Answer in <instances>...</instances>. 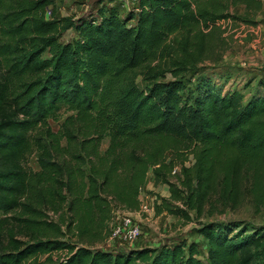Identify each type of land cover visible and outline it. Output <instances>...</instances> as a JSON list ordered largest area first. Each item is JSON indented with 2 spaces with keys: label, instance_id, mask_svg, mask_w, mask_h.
Returning <instances> with one entry per match:
<instances>
[{
  "label": "trees",
  "instance_id": "1",
  "mask_svg": "<svg viewBox=\"0 0 264 264\" xmlns=\"http://www.w3.org/2000/svg\"><path fill=\"white\" fill-rule=\"evenodd\" d=\"M55 1L0 0V264H208L196 241L97 244L118 209L140 208L150 169L170 190L158 210L185 221L246 195L264 207V89L245 98L200 73L185 91L187 74L221 59L230 28L256 22L264 0H141L134 23L106 4L58 15ZM236 228L201 223L210 264H264V225Z\"/></svg>",
  "mask_w": 264,
  "mask_h": 264
},
{
  "label": "rangeland",
  "instance_id": "2",
  "mask_svg": "<svg viewBox=\"0 0 264 264\" xmlns=\"http://www.w3.org/2000/svg\"><path fill=\"white\" fill-rule=\"evenodd\" d=\"M56 10L58 15H89L91 13L98 15L99 8L103 4H111L110 0H56ZM233 13L243 14L245 12V5L238 4L233 7ZM256 20L254 23L240 21L237 25L230 28V34L225 35L227 38V47L222 51V58L219 60H208L201 64L198 72L191 70L185 78L192 77L190 82L187 81L186 92L189 88L194 90L196 86V77L201 73L212 75L219 83L224 85L226 90L240 89L245 98L251 96L259 88L264 89V82L260 83V78L264 77V11L251 16ZM182 35L181 31L175 33L172 42V49H175L178 41ZM76 31L73 28L66 30L61 37L62 41H69L74 39ZM165 65H169L166 60ZM168 77H172L171 74ZM137 81L140 86L148 85V81L139 76ZM187 94V93H186ZM195 94V93H193ZM192 94V96H193ZM70 111L63 110L62 120L69 114ZM53 128H59V122L53 119L50 120ZM108 139L103 143V148H106ZM39 152L35 151L29 158L28 164L34 169L40 167L38 163ZM175 154L168 152L167 158L171 159ZM194 162L191 155L187 161L188 165ZM181 165L179 163L174 167L179 170ZM173 171V172H174ZM175 174V173H174ZM176 177L173 176L172 179ZM173 179V180H174ZM142 194L143 201L151 202L149 196L156 195L158 200L154 202L155 209L152 216L146 217L138 210V212L129 211L132 217L138 220L143 226V233L131 246L121 244L120 240H115L109 245V250L124 251L131 248H140L144 246L160 247L163 244H174L176 242L187 240L188 242L196 241L198 244L200 256L206 263L210 264L208 258L209 243L207 239L198 231L202 222L226 221L233 226H237L234 231L239 228L246 229V232H253L256 228L264 225V207L260 210L255 208V205L250 196H245L243 200L236 206L228 205L223 211H216L214 214H208L207 211L199 218H196L195 211H192L193 218L190 221H185L177 215L170 214L166 211L160 212L157 208V203L161 202L160 196H170L168 184L161 181L155 176L153 170L150 169L144 184ZM222 206H218L221 209ZM45 255H41L39 260H43ZM57 256V254L55 255ZM33 261L28 260L23 264H33Z\"/></svg>",
  "mask_w": 264,
  "mask_h": 264
},
{
  "label": "built area",
  "instance_id": "3",
  "mask_svg": "<svg viewBox=\"0 0 264 264\" xmlns=\"http://www.w3.org/2000/svg\"><path fill=\"white\" fill-rule=\"evenodd\" d=\"M110 2L111 4L109 5L117 6L121 15H126L128 13L134 15V17L130 19V23H134L136 21L137 15L143 8L141 0H111ZM47 15H51V9L47 10ZM142 194H144V191H141L140 194L141 205L139 211L146 214V217H150L155 209V206L152 204L156 202L155 200L159 201V199L156 195H153L148 197L151 199V202H146L143 201ZM143 231L142 224L138 220L134 219L128 210L118 209L110 221L109 235L104 241L98 243L97 247L108 249L111 242L115 240H120L121 244L131 246L142 236Z\"/></svg>",
  "mask_w": 264,
  "mask_h": 264
},
{
  "label": "crops",
  "instance_id": "4",
  "mask_svg": "<svg viewBox=\"0 0 264 264\" xmlns=\"http://www.w3.org/2000/svg\"><path fill=\"white\" fill-rule=\"evenodd\" d=\"M139 210V209H138ZM138 210L137 211H134V212H138Z\"/></svg>",
  "mask_w": 264,
  "mask_h": 264
}]
</instances>
